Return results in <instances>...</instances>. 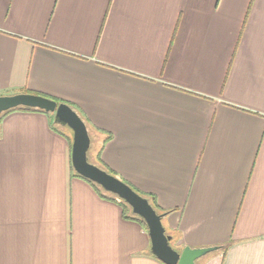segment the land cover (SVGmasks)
Instances as JSON below:
<instances>
[{
  "label": "crops",
  "instance_id": "crops-1",
  "mask_svg": "<svg viewBox=\"0 0 264 264\" xmlns=\"http://www.w3.org/2000/svg\"><path fill=\"white\" fill-rule=\"evenodd\" d=\"M30 92L89 122L175 248L264 264V0H0V96ZM67 136L52 113L0 121V264H165Z\"/></svg>",
  "mask_w": 264,
  "mask_h": 264
},
{
  "label": "water",
  "instance_id": "water-1",
  "mask_svg": "<svg viewBox=\"0 0 264 264\" xmlns=\"http://www.w3.org/2000/svg\"><path fill=\"white\" fill-rule=\"evenodd\" d=\"M18 107L35 108L52 113L55 123L72 130V166L75 172L98 184L105 191L116 195L130 206L133 214L145 221L151 238L152 253L162 262L197 264L198 260L218 249V247L191 248L189 246L182 250L175 248L172 245V236L167 234L163 224V214L157 212L149 199L117 176L89 161L91 138L87 124L70 105L29 93L0 96V115Z\"/></svg>",
  "mask_w": 264,
  "mask_h": 264
},
{
  "label": "trees",
  "instance_id": "trees-1",
  "mask_svg": "<svg viewBox=\"0 0 264 264\" xmlns=\"http://www.w3.org/2000/svg\"><path fill=\"white\" fill-rule=\"evenodd\" d=\"M32 93V92H30ZM32 94H35V95H40V94H37V93H32ZM42 96V95H40ZM46 97V96H44ZM48 98V97H47ZM49 99H52V98H49ZM54 100V99H52ZM57 101L58 103H62L58 100H55ZM15 110H27V111H38V112H43V113H46V114H49L43 110H40V109H35V108H29V107H18V108H15V109H12V110H9L7 112H4L3 114L0 115V121L10 112L12 111H15ZM87 124V127H88V130H89V135H90V138H91V145L95 143L96 141V136H95V132L94 130H92V126L89 124V122H86ZM68 137V136H67ZM110 138V136H107L106 138H104L101 142V144L104 145L105 142L108 141V139ZM69 141L71 142V145H72V142H73V133H72V137H68ZM103 147V146H102ZM102 149V148H101ZM101 149H97L95 152H94V157H95V161H96V165H98L99 167L107 170L109 173L113 174V175H116L110 168H108L102 161L101 159ZM92 151V148L90 147V150L88 152V158L90 157V153ZM90 159V158H89ZM73 173L75 176H78V177H81L83 179H85L87 182H89L91 184V186H93V188L100 194V196H102L103 198H106L108 200H111L113 202H116L118 203L119 205L122 206L123 208V216L125 219H131V220H135V221H138L141 225H143L145 228L148 229L145 221L143 219H141L139 216L133 214L132 212V209L130 208V206L128 204H126L123 200H121L120 198H118L116 195L114 194H111L107 191H105L101 186H99L98 184L92 182L91 180H88L86 178H84L83 176L77 174L75 172V170L73 169ZM126 182V181H125ZM127 184H129L128 182H126ZM130 185V184H129ZM131 186V185H130ZM134 190H136L134 187H133ZM149 201L151 202L152 206L157 210V212L159 214H162L160 211H159V207L156 203V200L155 198H152V197H148ZM168 234V233H167ZM226 248V247H224Z\"/></svg>",
  "mask_w": 264,
  "mask_h": 264
},
{
  "label": "rangeland",
  "instance_id": "rangeland-1",
  "mask_svg": "<svg viewBox=\"0 0 264 264\" xmlns=\"http://www.w3.org/2000/svg\"><path fill=\"white\" fill-rule=\"evenodd\" d=\"M58 126L60 127V128H62L63 130H66L70 135H72V130L71 129H69L68 127H64V126H61V125H59L58 124ZM91 148H92V151H91V153H90V159H89V161L91 162V163H96V161H95V157H94V152L96 151V144L94 143V144H92L91 145Z\"/></svg>",
  "mask_w": 264,
  "mask_h": 264
}]
</instances>
